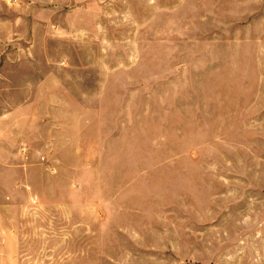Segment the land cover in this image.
I'll return each instance as SVG.
<instances>
[{
    "label": "rangeland",
    "instance_id": "obj_1",
    "mask_svg": "<svg viewBox=\"0 0 264 264\" xmlns=\"http://www.w3.org/2000/svg\"><path fill=\"white\" fill-rule=\"evenodd\" d=\"M70 6L0 264H264V0Z\"/></svg>",
    "mask_w": 264,
    "mask_h": 264
},
{
    "label": "crops",
    "instance_id": "obj_2",
    "mask_svg": "<svg viewBox=\"0 0 264 264\" xmlns=\"http://www.w3.org/2000/svg\"><path fill=\"white\" fill-rule=\"evenodd\" d=\"M76 16L70 0H0V240L32 212L34 167L47 159L48 48L73 47Z\"/></svg>",
    "mask_w": 264,
    "mask_h": 264
}]
</instances>
